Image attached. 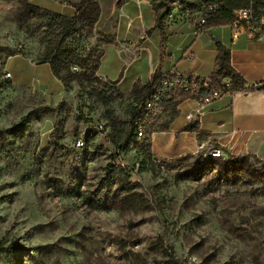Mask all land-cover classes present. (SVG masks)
<instances>
[{
	"label": "rangeland",
	"instance_id": "1",
	"mask_svg": "<svg viewBox=\"0 0 264 264\" xmlns=\"http://www.w3.org/2000/svg\"><path fill=\"white\" fill-rule=\"evenodd\" d=\"M88 1L0 0V264H264L263 159L206 157L204 147L151 162L160 104L123 153L110 142L129 129L132 104L149 90L132 83L146 80L168 36L151 30L150 2L170 9L162 28L185 21L168 37L188 42L208 5L95 0L94 31L75 34L73 46L91 62L57 76L45 59L63 26L48 12L71 16ZM233 164L240 174H227Z\"/></svg>",
	"mask_w": 264,
	"mask_h": 264
},
{
	"label": "crops",
	"instance_id": "2",
	"mask_svg": "<svg viewBox=\"0 0 264 264\" xmlns=\"http://www.w3.org/2000/svg\"><path fill=\"white\" fill-rule=\"evenodd\" d=\"M154 17L155 26L151 30H166L168 36L177 33L178 26L185 22L168 23L162 28L156 24L155 13ZM196 22L192 23L194 32ZM225 27H230V33L224 34ZM168 36L156 49V55H151L146 80L136 77L132 85L137 80L148 82L154 73L169 70L201 76L213 74L218 69L219 41L231 50V65L248 90L234 99L225 95L206 105L193 98L165 102L162 114L166 117L158 121L162 126L153 129L148 137L151 155L159 161L197 156L203 152L201 149L212 144L223 153L248 154L264 160V88L255 87L264 83V42L246 35L233 42L230 25L205 29L192 42L184 37L171 41ZM188 55L195 59L188 60ZM122 79L116 80L119 85ZM189 113H193V119L187 117Z\"/></svg>",
	"mask_w": 264,
	"mask_h": 264
},
{
	"label": "trees",
	"instance_id": "3",
	"mask_svg": "<svg viewBox=\"0 0 264 264\" xmlns=\"http://www.w3.org/2000/svg\"><path fill=\"white\" fill-rule=\"evenodd\" d=\"M204 3L210 6H214L212 9H208L205 13L208 15L207 22L205 23V29L227 26L230 24L234 9L245 5L248 0H202ZM152 8L156 15L157 26L161 27L162 22L170 16V9H164L161 11L159 9L160 5L166 3H161L160 5L155 4L153 1L150 2ZM201 5V4H199ZM35 9L40 10L39 6H34ZM52 21L63 26L60 36L51 41L47 46V54L45 61L51 66L53 73L57 76H61V73L65 70H71L73 67L83 68L84 62L90 64L91 62V52H88L85 56H82L75 49H73L74 42L77 41V36L75 34L85 31L87 36L92 35L94 31L95 24L97 23L100 16V6L95 0H90L86 2L83 6L77 9V12L71 16L67 14H62L59 12H48ZM217 47L219 50L216 63L218 64V69L214 72L215 75H229L233 77L234 85L236 87H243L244 82L240 76L236 73L231 65V50L225 47L221 42L217 41ZM161 74L154 73L152 78L146 83L148 90L147 95L141 97L139 101H136L131 106V125L129 129L120 136V140L115 141L114 138L110 139L111 144L117 147L119 154L127 149V146L139 138L136 132L135 118L138 116V103L144 101L150 94L152 85L155 81L159 79ZM105 129V125H103ZM103 129V131H104ZM86 142V141H85ZM119 142V145H118ZM147 146L149 147L150 160L153 163L158 162L150 153V142L148 138ZM255 157V156H254ZM229 161H226L227 163ZM239 162L234 161V163ZM160 164V163H159ZM237 164H233L230 168L226 169L228 175L240 174L241 171L236 169ZM3 242L0 241V251L3 250Z\"/></svg>",
	"mask_w": 264,
	"mask_h": 264
},
{
	"label": "built area",
	"instance_id": "4",
	"mask_svg": "<svg viewBox=\"0 0 264 264\" xmlns=\"http://www.w3.org/2000/svg\"><path fill=\"white\" fill-rule=\"evenodd\" d=\"M214 6H210L212 9ZM207 13H202L196 22V35L205 30ZM232 29V40L235 42L241 35H246L252 40L264 42V0H248V2L233 11V17L229 24ZM188 60H194L193 55L187 56ZM248 90L247 86L236 87L232 76L215 75L201 76L192 72L169 70L161 73L159 79L152 85L148 97L138 103L139 114L135 118L136 132L139 137L144 136L145 117L151 114L157 104L164 105L169 100H182L193 98L200 105H206L225 95L233 99ZM193 119V113L187 116ZM103 124L98 125L99 133L103 132ZM74 145L81 148L85 145V138L79 135L74 140ZM204 155L221 156L220 147L208 144ZM118 151V150H117Z\"/></svg>",
	"mask_w": 264,
	"mask_h": 264
},
{
	"label": "water",
	"instance_id": "5",
	"mask_svg": "<svg viewBox=\"0 0 264 264\" xmlns=\"http://www.w3.org/2000/svg\"><path fill=\"white\" fill-rule=\"evenodd\" d=\"M255 87L257 89H262V88H264V83H258V84L255 85Z\"/></svg>",
	"mask_w": 264,
	"mask_h": 264
}]
</instances>
